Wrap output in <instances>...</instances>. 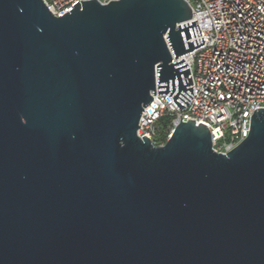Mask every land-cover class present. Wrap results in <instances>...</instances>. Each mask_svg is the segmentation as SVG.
I'll list each match as a JSON object with an SVG mask.
<instances>
[{
	"label": "water",
	"instance_id": "obj_1",
	"mask_svg": "<svg viewBox=\"0 0 264 264\" xmlns=\"http://www.w3.org/2000/svg\"><path fill=\"white\" fill-rule=\"evenodd\" d=\"M82 1V0H81ZM185 0H0V264H264V108L226 154L209 128L137 131L194 95ZM185 23V24H183Z\"/></svg>",
	"mask_w": 264,
	"mask_h": 264
},
{
	"label": "built area",
	"instance_id": "obj_2",
	"mask_svg": "<svg viewBox=\"0 0 264 264\" xmlns=\"http://www.w3.org/2000/svg\"><path fill=\"white\" fill-rule=\"evenodd\" d=\"M55 16H62L84 0H43ZM103 4L111 0H98ZM192 9L205 44L173 57L188 65L194 95L179 109L166 94L153 100L140 117L138 135L164 145L176 126L194 120L206 125L213 148L226 154L249 134L252 114L264 108V0H185ZM183 23V24H185Z\"/></svg>",
	"mask_w": 264,
	"mask_h": 264
}]
</instances>
